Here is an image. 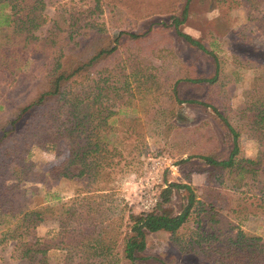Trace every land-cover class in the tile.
Instances as JSON below:
<instances>
[{"label": "trees", "instance_id": "obj_1", "mask_svg": "<svg viewBox=\"0 0 264 264\" xmlns=\"http://www.w3.org/2000/svg\"><path fill=\"white\" fill-rule=\"evenodd\" d=\"M95 1L99 7V0ZM256 1L261 6V15L254 18L258 28L251 32L257 36L247 35L250 32L247 30L237 32L247 50L231 52L238 63L246 62L251 69L264 74V0ZM105 2L107 6L128 11L135 21L153 14H171L172 22L157 25L143 34L122 32L116 37H94L78 44L74 36L79 35V30H69L78 20L70 16H56L46 37L35 35L45 22L44 0H0V10L8 8V12L0 13V184L9 179L16 182L14 187L20 191L21 182L42 183L31 172V162L20 157L29 154V147L35 141L50 139L66 148V158L60 167L47 170L53 179L78 178L91 183L103 180L123 157L109 141L116 130L110 122L118 113L113 109L132 107L135 101L142 104L153 95L167 99V118L159 124L165 129L166 138L180 130L171 119L176 117L174 107L184 102L212 107L229 133L231 150L228 155L218 156L214 138L200 132L208 123L187 130L193 132L192 139L203 141L194 157L207 166L203 174L205 188L214 183L230 190L249 187L264 197V77L255 78L244 92V105L238 112V121L246 133L260 142L257 158L251 160L240 152V132L214 106L205 104L203 99H179L180 83L211 85L218 77L217 57L179 29L186 20L189 0ZM216 3H229L233 9L244 5L247 10L242 1L216 0ZM170 27L177 37L212 55L216 68L211 77H201L192 66L179 63L175 67L178 78L172 85L164 86L168 80L163 78V65L165 58L173 54ZM126 51L129 54L122 61ZM159 59L162 64L153 65ZM158 116L157 112L151 113V120L158 122ZM174 189L186 192V203L177 214L168 206ZM2 195L0 247L13 242V253L24 264H51L50 253L56 251L65 253L64 264H136L151 258L143 254L148 234L166 232L178 244L180 231L192 215L197 218V228L188 245L197 255L196 264H264L262 239L232 224L213 201L198 200L189 185L165 184L153 212L131 213L125 222L120 219V225L125 227L122 232L111 236L110 223L99 227L94 222L92 229L79 228L73 232V241L69 235L63 240H39L35 230L59 212L64 217L75 216L74 207L69 209L62 203L18 208L14 203L24 198L21 192L16 193L20 197H13L16 199L13 201ZM95 214L94 221L99 218L98 212ZM67 218L62 221L63 226H67Z\"/></svg>", "mask_w": 264, "mask_h": 264}, {"label": "rangeland", "instance_id": "obj_2", "mask_svg": "<svg viewBox=\"0 0 264 264\" xmlns=\"http://www.w3.org/2000/svg\"><path fill=\"white\" fill-rule=\"evenodd\" d=\"M234 1L246 3L247 10L244 5H238L233 9L229 3L220 5L216 0H189L186 20L179 29L201 42L217 57L218 77L211 85L180 83L178 95L182 101L203 99L205 104L214 106L217 112L226 117L240 132V152L244 158L255 160L260 142L250 138L246 133L243 125L238 121V112L244 105V92L253 84L255 78H262L264 74L251 69L252 67L246 62L238 63L232 56L231 50L245 53L246 45L240 42L236 36L237 32L247 30L250 31L247 35L257 36L251 31H256L258 28L254 18L260 17L261 6L256 0ZM44 2L46 6L42 15L45 16V22L35 35L40 38L46 37L56 16H70L78 20L69 27V30H79V35L74 36L78 44H85L94 37H116L122 32L143 34L155 29L157 25L162 23L169 25L172 22L171 14H153L135 21V17L128 11L107 6L105 0H99V5L97 4L99 7L96 6L95 0H44ZM6 12L8 8L0 10V13ZM173 30V27L169 28V33L174 38L173 54L165 58V66L163 65L165 67L163 78L168 80L164 86L172 85L178 78L175 67H178L179 63L192 66L201 77H211L216 68L212 55L189 45L177 37ZM146 47L147 45L143 46L144 49ZM128 54L129 52L126 51L122 61H126ZM154 64L161 65V59L153 61ZM134 103L135 105L129 108L113 109L118 113L110 122L116 130L114 135L109 136V141L118 148L123 157L120 161H116L117 165L108 170L109 175L103 180L91 183L78 178L53 179L52 174L47 173V170L60 167L66 158V148L61 142L50 139L35 141L29 147V154L20 157V160L31 162V172L43 180L42 183L21 182L18 191L14 187L17 186L16 182L9 179L2 181L0 184L2 196L13 201L16 200L13 197H20L16 193L21 192L24 197L18 198L14 203L18 208L20 206L35 208L45 204L58 206L62 203H65L69 209L75 208V216L67 215V226L62 225V221L67 216H61L59 212L57 217L54 215L36 226V237L39 240H63L69 235L70 241H73V232L79 228L92 229L94 222L99 227L110 223L111 236L124 231L125 227L120 225V219L125 222L129 214H141L137 208L136 195L139 181L145 176L148 158L166 154L173 159V168L164 174V184L191 186L198 200L213 201L221 208V214L225 215L232 224L244 232L259 236L264 243V197H261L258 191L249 187L230 190L217 183L210 188L204 187L203 174L207 166L201 159L194 157L203 146V141L192 139L193 132L187 130L208 123L203 125L200 132L214 138L218 156L228 155L231 150L230 135L212 107L185 102L177 104L174 107L176 117L171 121L180 130L166 138L165 129L159 124L167 118L165 112L169 107L167 99L151 95L145 105L137 101ZM155 112L159 114L158 122L151 120V113ZM138 119V122H134ZM185 203L186 192L182 189H174L169 208L177 214ZM96 212L99 218L94 221L92 219L96 216ZM102 220L105 221L101 222ZM196 228L197 218L192 215L180 231L178 244L172 242L166 232L148 234L143 254L151 258L138 261L136 264H196L197 255L188 245ZM13 252V242L0 247V264H24V260L16 258ZM64 259L65 253L62 251L50 253L51 264H64Z\"/></svg>", "mask_w": 264, "mask_h": 264}, {"label": "built area", "instance_id": "obj_3", "mask_svg": "<svg viewBox=\"0 0 264 264\" xmlns=\"http://www.w3.org/2000/svg\"><path fill=\"white\" fill-rule=\"evenodd\" d=\"M173 168L168 155L148 158L145 176L140 179L137 191V208L141 214L153 212L160 202V191L165 187L164 174Z\"/></svg>", "mask_w": 264, "mask_h": 264}]
</instances>
